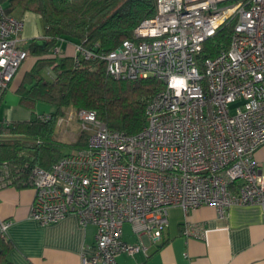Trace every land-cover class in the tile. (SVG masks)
<instances>
[{
  "label": "built area",
  "instance_id": "built-area-1",
  "mask_svg": "<svg viewBox=\"0 0 264 264\" xmlns=\"http://www.w3.org/2000/svg\"><path fill=\"white\" fill-rule=\"evenodd\" d=\"M231 20L228 48L199 64L203 42ZM22 28L0 0V98L28 55ZM52 54L62 51L54 47ZM72 57L102 59L115 79L163 83L147 100L138 133L111 129L96 111L79 108L67 114L87 133V145L49 168L28 169L32 219L47 225L74 214L81 226H96L82 264H117L123 252L146 255L144 243L123 240V225L156 241L171 205L185 212L213 205L220 214L258 205L264 219V166L254 156L264 145V0H156L155 14L114 49L97 54L75 43ZM46 75L53 78L51 69ZM14 179L0 166V187Z\"/></svg>",
  "mask_w": 264,
  "mask_h": 264
},
{
  "label": "trees",
  "instance_id": "trees-1",
  "mask_svg": "<svg viewBox=\"0 0 264 264\" xmlns=\"http://www.w3.org/2000/svg\"><path fill=\"white\" fill-rule=\"evenodd\" d=\"M1 2L10 15L31 11L42 20L45 47L36 45V39L30 42L27 52L35 55L36 60L22 75L17 91L20 103L32 110L38 103L53 108L51 112L37 113L29 120L7 121L6 125H0V132L10 134L9 139L0 141V166L6 165L14 175L11 185L29 186L27 172L30 166L37 164L49 168L64 154L87 145L88 135L84 131L71 143L55 137L57 120L71 111L79 108L94 110L109 128L128 134H136L142 129L146 122V102L163 87L161 81L152 77L115 79L106 73L105 62L100 58L86 60L80 57L76 63L71 55L55 56L50 50L58 41L67 40L82 44L97 54L108 52L130 38L142 20L155 14L156 0ZM234 23L233 20L225 23L203 42L197 56L199 64L204 58L228 48ZM48 68L53 78L46 75ZM65 148L67 151L63 152ZM2 241L0 264H13L6 258L9 241L3 236Z\"/></svg>",
  "mask_w": 264,
  "mask_h": 264
},
{
  "label": "crops",
  "instance_id": "crops-1",
  "mask_svg": "<svg viewBox=\"0 0 264 264\" xmlns=\"http://www.w3.org/2000/svg\"><path fill=\"white\" fill-rule=\"evenodd\" d=\"M13 16L23 21L19 35L24 40V49H28L32 40L44 39V26L37 13ZM58 43L63 54L73 56L74 42ZM20 66L0 98V107L6 104L0 125L52 111L50 106L40 108V103L34 110L20 103L17 89L22 75L31 68L24 71L23 65ZM9 138L10 134L0 132V141ZM254 156L264 166V145ZM33 199L31 186L0 187V248L4 236L9 241L6 258L13 264H82V254L89 252L95 243L96 226H81L74 214L40 225L30 216ZM167 219L168 224L156 241L146 234H134L130 224L124 223L123 240L144 243L147 254L119 253L117 264H264V219L258 205H232L223 214L213 205L204 204L186 212L178 205H171L167 208ZM187 227L193 232L185 234Z\"/></svg>",
  "mask_w": 264,
  "mask_h": 264
},
{
  "label": "rangeland",
  "instance_id": "rangeland-1",
  "mask_svg": "<svg viewBox=\"0 0 264 264\" xmlns=\"http://www.w3.org/2000/svg\"><path fill=\"white\" fill-rule=\"evenodd\" d=\"M26 12L32 13L31 11H26ZM59 46H60V44L58 43V46L56 45V47H59ZM34 60H35V55L28 53L27 57L23 60V62L21 64V65H23L24 71L27 68L31 67V64L33 63ZM42 74H45V71H42ZM236 103H233L230 105V111L231 112L233 111L234 104H236ZM5 105L6 104H4V103L1 104L0 115L3 114ZM48 106H50V105L40 103V108L48 107ZM51 109H53V108H51ZM39 110H42V109H39ZM67 115L68 114H65L57 120L56 127H55V137L57 140L62 141L64 143H71V142L75 141V139L81 133V130H80L78 121L75 119L74 113L72 115H68V116ZM62 151L65 152V151H67V149L66 148L62 149Z\"/></svg>",
  "mask_w": 264,
  "mask_h": 264
},
{
  "label": "water",
  "instance_id": "water-1",
  "mask_svg": "<svg viewBox=\"0 0 264 264\" xmlns=\"http://www.w3.org/2000/svg\"><path fill=\"white\" fill-rule=\"evenodd\" d=\"M35 44H36V45H40L42 48H44L46 42H45V39H43V38H42V39H41V38L39 39V38H38V39H36Z\"/></svg>",
  "mask_w": 264,
  "mask_h": 264
}]
</instances>
